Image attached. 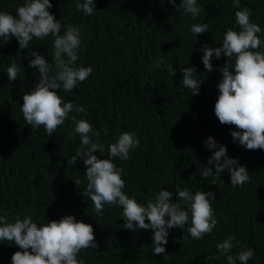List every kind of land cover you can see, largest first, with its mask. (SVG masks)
Instances as JSON below:
<instances>
[{
  "label": "trees",
  "instance_id": "obj_1",
  "mask_svg": "<svg viewBox=\"0 0 264 264\" xmlns=\"http://www.w3.org/2000/svg\"><path fill=\"white\" fill-rule=\"evenodd\" d=\"M25 2L0 0V12L15 16ZM83 2L51 0L49 11L60 21L61 34L69 25L80 30L81 45L73 66L93 68L71 92L57 90L64 103L83 106L86 114L70 112L52 137L43 127L28 125L21 106L23 95L39 80L38 68L29 66L31 54L37 51L52 64L53 37H34L23 50L16 37L7 44L0 37V215L7 214L10 223L17 216H31L38 227L70 215L91 224L99 247L81 250L78 259L83 264H228L217 245L229 236L235 240L227 255L235 257L252 249L248 264H264V149H246L231 136L238 129L219 122L214 108L223 79L220 68L228 58L213 57L214 70L209 73L200 51L205 45L222 47L228 29L240 30L235 11L246 8L250 22L262 29L257 34L262 42L258 51L264 52V0H240L239 9L232 7L233 0H197L201 12L196 19L182 8L176 11L181 0L176 5L168 0H94L92 15L77 9ZM204 23L209 25L207 32H191L193 24ZM161 57L163 65L155 68ZM13 63L21 72L16 81H9L7 68ZM169 65L176 70L174 76L168 73ZM193 66V78L200 80L198 95L181 83L183 68ZM73 116L100 132L105 152L94 153L100 159L110 158L108 146L122 133H134L139 139L129 159L112 158L123 169L122 191L138 203L146 206L159 191L168 190L173 192V202L187 210L184 202L176 200L177 187L193 195L215 192L211 205L218 223L212 233L193 239L188 233L190 219L183 230L169 229L165 258L164 253L153 254L154 230L122 227L120 206L106 204L102 213H95L94 204L84 195L87 169L82 158L68 166L80 146ZM209 137L227 146L229 158L237 160V167L247 168L250 181L232 186L227 169L207 180L201 176L202 166L216 150L206 146ZM210 167L215 173V165ZM75 180L81 181L79 187ZM11 243L0 241V264H12V255L23 251Z\"/></svg>",
  "mask_w": 264,
  "mask_h": 264
},
{
  "label": "clouds",
  "instance_id": "obj_2",
  "mask_svg": "<svg viewBox=\"0 0 264 264\" xmlns=\"http://www.w3.org/2000/svg\"><path fill=\"white\" fill-rule=\"evenodd\" d=\"M176 5V0H168ZM51 0H26L18 7L16 15L0 12V37L3 44H7L14 36L17 38L21 50L28 48L33 38L44 39L53 37L52 64L37 51L32 52L34 59L29 66L38 68L39 80L30 93L23 95L21 111L28 125L33 128L43 127L49 137L58 127L69 118V113H85L83 106H74L72 102L64 103L57 90L71 92L78 83L84 82L92 74V67H74L78 60V49L81 45L79 28L69 25L61 34V23L49 9ZM232 7L240 8V0H233ZM183 9L196 19L201 12L197 0H181L176 11ZM77 9L87 15H92L96 9L94 0H84L77 4ZM236 23L239 31L228 29L223 36L222 47L205 45L202 62L207 72H212L213 57L228 58L225 66L220 68L223 79L218 88L220 95L215 103V115L224 125H233L237 131L231 132L234 141L248 150L264 149V52L258 51L261 39L257 35L262 31L259 25L250 22L248 9L235 11ZM209 25L193 24L191 32L198 35L207 32ZM3 46V45H0ZM234 60V64L231 63ZM163 65V58L157 60L155 68ZM171 76L176 74L175 68L167 67ZM21 72L15 63L7 68L9 81H16ZM196 68L185 67L182 70V86L189 89L191 94L198 95L200 80L193 78ZM75 123L74 132L80 136V146L68 166H75L77 158H82L86 167L87 186L84 192L94 204L95 213H102L104 205L120 206L123 228L137 231L152 229L153 254H165L163 245L168 243L169 229L180 228L188 224V233L193 239H202L211 234L218 221L214 217L211 201L215 200V192H196L191 194L187 189L176 188L178 201L184 202L187 210L180 203L173 202V192L161 190L155 201L149 200L147 205L138 203L135 198H129L122 190L125 181L121 177L122 168H117L112 158L121 160L130 158L129 153L140 143L134 133H122L116 142L108 146V159H100L94 153L105 152V146L99 142L100 132H93L92 125L84 119L79 121L72 117ZM96 137L94 141L92 136ZM209 149H216L208 159V164L202 166L200 174L207 180L215 175L220 176L226 169L230 173L231 185H243L250 181L245 166H236L237 160L229 158L227 146L220 145L213 137L205 141ZM215 165V173L211 165ZM79 187L81 181L75 180ZM215 184V180L212 181ZM190 213V215H189ZM169 216L170 219H165ZM148 221V222H146ZM187 239L186 237H182ZM235 236H229L223 243L217 245L219 252L227 256L228 264H248L253 258L252 249L243 250L237 256L227 255L234 247ZM0 241L12 242L23 251L15 252L12 264H83L78 259L81 250L98 248L94 229L91 224L77 221L75 216H66L59 221H50L39 226L28 216H19L14 222L8 221V215H0Z\"/></svg>",
  "mask_w": 264,
  "mask_h": 264
}]
</instances>
